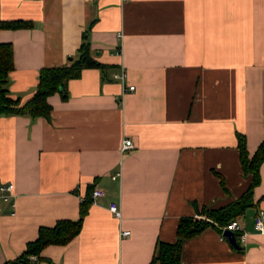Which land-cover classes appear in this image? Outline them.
Wrapping results in <instances>:
<instances>
[{
	"label": "crops",
	"instance_id": "crops-1",
	"mask_svg": "<svg viewBox=\"0 0 264 264\" xmlns=\"http://www.w3.org/2000/svg\"><path fill=\"white\" fill-rule=\"evenodd\" d=\"M13 21L30 24L0 31L13 50L7 89L21 103L39 70L77 55L85 32L92 59L110 70L84 69L64 101L50 96L48 121L0 117V188L13 186L0 191V264H15L40 227L78 220L90 185L104 196L80 233L37 264H150L181 218L248 189L236 134L250 157L264 139V0H0V22ZM121 69L134 91L113 79ZM259 172L253 206L237 219L239 249L207 228L184 244L182 264H264L254 226L264 162Z\"/></svg>",
	"mask_w": 264,
	"mask_h": 264
},
{
	"label": "trees",
	"instance_id": "trees-1",
	"mask_svg": "<svg viewBox=\"0 0 264 264\" xmlns=\"http://www.w3.org/2000/svg\"><path fill=\"white\" fill-rule=\"evenodd\" d=\"M28 27L30 24L22 21L0 22V31ZM87 37L88 32H85L77 55L66 65L39 70L36 90L25 103H21L17 98H12L9 94L7 84L9 75L14 69L13 50L11 44L0 43V117L23 116L33 120L44 118L48 121L52 109L47 99L54 94H59L64 101L67 97L68 82L80 78L84 69H97L101 72L102 78H105V73L110 69L92 59ZM236 139L242 172L245 176L251 177L248 189L241 197L226 207L215 210L203 208L197 211L195 217L181 218L177 226L175 242L157 241L150 264H182V249L188 240L207 228L216 229L222 236L223 231L231 222L237 221L248 208L253 206V192L260 184L259 170L264 162V139L251 157L246 149L245 137L236 134ZM93 190V185L87 187L85 197L79 207L78 220H59L52 227H40L36 239L26 245V249L13 263L37 264L41 261L42 250L46 247L66 246L70 243L82 229L84 217L88 214L92 204ZM235 235H238L237 232Z\"/></svg>",
	"mask_w": 264,
	"mask_h": 264
},
{
	"label": "built area",
	"instance_id": "built-area-1",
	"mask_svg": "<svg viewBox=\"0 0 264 264\" xmlns=\"http://www.w3.org/2000/svg\"><path fill=\"white\" fill-rule=\"evenodd\" d=\"M113 79L118 80L122 83V93H126V92H132L135 90V88L133 86H127L125 85V72L121 69L120 71H117L115 73H113L112 75ZM133 148L132 142L130 140H126L125 142H123L122 145V151H127ZM119 176V174H117L116 176L112 177V179H116ZM13 189L12 185L6 186V187H1L0 191L3 193H10ZM104 196V192L100 189H94L91 197H92V201L96 200L97 198H101ZM3 199L5 201L8 200V196L4 195ZM109 212L116 218L120 219L121 218V212L120 209L118 208L117 204L115 203H110L109 204ZM264 211L260 210V212H258L254 218V226L255 229L259 232V233H263L264 232ZM225 230H230L232 232H237L240 230V227L237 223V221H233L231 222L228 227ZM121 237L123 236L124 238H129L130 234L128 232H121L120 233Z\"/></svg>",
	"mask_w": 264,
	"mask_h": 264
},
{
	"label": "water",
	"instance_id": "water-1",
	"mask_svg": "<svg viewBox=\"0 0 264 264\" xmlns=\"http://www.w3.org/2000/svg\"><path fill=\"white\" fill-rule=\"evenodd\" d=\"M222 236L226 238L233 247L238 248L234 232L230 230H224Z\"/></svg>",
	"mask_w": 264,
	"mask_h": 264
},
{
	"label": "rangeland",
	"instance_id": "rangeland-1",
	"mask_svg": "<svg viewBox=\"0 0 264 264\" xmlns=\"http://www.w3.org/2000/svg\"><path fill=\"white\" fill-rule=\"evenodd\" d=\"M68 59H69V57H68Z\"/></svg>",
	"mask_w": 264,
	"mask_h": 264
}]
</instances>
